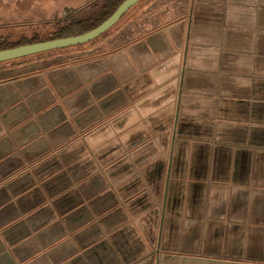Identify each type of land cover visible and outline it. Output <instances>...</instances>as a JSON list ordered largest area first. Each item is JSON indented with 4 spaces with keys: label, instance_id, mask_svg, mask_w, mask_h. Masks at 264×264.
<instances>
[{
    "label": "crops",
    "instance_id": "0c3cea01",
    "mask_svg": "<svg viewBox=\"0 0 264 264\" xmlns=\"http://www.w3.org/2000/svg\"><path fill=\"white\" fill-rule=\"evenodd\" d=\"M83 46L0 64V264H264V0Z\"/></svg>",
    "mask_w": 264,
    "mask_h": 264
},
{
    "label": "rangeland",
    "instance_id": "374dc122",
    "mask_svg": "<svg viewBox=\"0 0 264 264\" xmlns=\"http://www.w3.org/2000/svg\"><path fill=\"white\" fill-rule=\"evenodd\" d=\"M92 0H0V38L11 45L31 41L46 33L71 7ZM77 8V7H76Z\"/></svg>",
    "mask_w": 264,
    "mask_h": 264
},
{
    "label": "trees",
    "instance_id": "16d2710c",
    "mask_svg": "<svg viewBox=\"0 0 264 264\" xmlns=\"http://www.w3.org/2000/svg\"><path fill=\"white\" fill-rule=\"evenodd\" d=\"M125 1L127 0H98L97 2L90 5L86 9L67 11L64 17H62L61 19L53 23L51 26H49L45 34L41 36L37 35L31 41H24L23 43H20L18 45H11L10 43L6 41L4 37H1L0 38V52L27 46V45H33V44H38V43H43V42H48V41H55L59 39H66V38L82 36L86 33H89L97 29L103 23L109 20V18L113 16V14L118 10V8ZM134 8L132 10H134ZM132 10H130L128 14L132 12ZM77 13H80V14L78 15ZM124 18L112 30H110L108 33H106L105 35L97 39L96 41L89 43L88 45L93 46L97 42H99L101 39L105 38L110 32H112L114 29H116L119 26V24L124 20ZM83 47L84 46H79L76 48L81 49ZM62 51L64 50L44 53V54H40L37 56L12 61L7 64L12 65V66H20L34 59L42 58L45 56H50L51 54L59 53Z\"/></svg>",
    "mask_w": 264,
    "mask_h": 264
},
{
    "label": "water",
    "instance_id": "95a60500",
    "mask_svg": "<svg viewBox=\"0 0 264 264\" xmlns=\"http://www.w3.org/2000/svg\"><path fill=\"white\" fill-rule=\"evenodd\" d=\"M144 0H127L118 10L113 14L109 20L103 23L97 29L86 33L82 36L59 39L55 41H48L33 45H27L15 49L5 50L0 52V64L9 63L16 60H21L33 56H37L44 53L75 48L92 43L112 30L127 14L130 10L136 7Z\"/></svg>",
    "mask_w": 264,
    "mask_h": 264
}]
</instances>
